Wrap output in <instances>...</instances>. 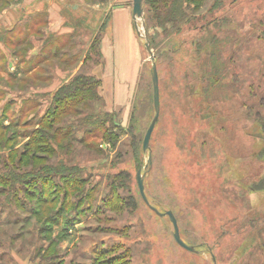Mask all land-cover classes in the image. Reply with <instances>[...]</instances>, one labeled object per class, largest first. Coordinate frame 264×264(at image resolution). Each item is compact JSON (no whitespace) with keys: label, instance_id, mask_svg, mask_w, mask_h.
Here are the masks:
<instances>
[{"label":"rangeland","instance_id":"374dc122","mask_svg":"<svg viewBox=\"0 0 264 264\" xmlns=\"http://www.w3.org/2000/svg\"><path fill=\"white\" fill-rule=\"evenodd\" d=\"M39 1L0 0V264H264V0H143L141 35L132 0H58L68 35Z\"/></svg>","mask_w":264,"mask_h":264},{"label":"water","instance_id":"95a60500","mask_svg":"<svg viewBox=\"0 0 264 264\" xmlns=\"http://www.w3.org/2000/svg\"><path fill=\"white\" fill-rule=\"evenodd\" d=\"M144 14V8H143V0H132V20H133V27L137 33V35H141V30L139 29L138 20L142 19ZM143 34L146 37V32L143 30ZM144 49L149 53L150 59L152 61V73H151V81H152V98H153V109H154V115L145 131L143 140H142V150L143 152L148 151V156L146 160V164L144 166L145 171H148L151 167V153L149 151V140L152 134V131L154 129V126L158 120L159 112H160V101H159V85H158V74H157V68L156 64L154 62L153 54L150 48V44L148 40L144 42ZM143 174L141 173V169H138L136 172V180L138 185V190L140 197L144 201V203L152 209L157 215L159 216H167L169 221L172 224L173 227V238L176 241V243L181 246L182 248L186 249L187 251L196 252V249L192 245H188L180 236L179 232V226L177 219L172 211H159L154 205H152L145 192H144V185H143ZM212 260L215 261V257L212 255ZM215 264V263H214Z\"/></svg>","mask_w":264,"mask_h":264},{"label":"trees","instance_id":"16d2710c","mask_svg":"<svg viewBox=\"0 0 264 264\" xmlns=\"http://www.w3.org/2000/svg\"><path fill=\"white\" fill-rule=\"evenodd\" d=\"M157 1L160 3V8H159L160 10H159L158 18L161 22H164V21H171V22L176 21V22H178L179 20H182L183 18H185V15L183 12L184 3L186 1H189V0H157ZM147 2H149V1H147ZM85 102H86L85 98H81V99H79V101L76 102V104L83 105V103H85ZM87 109H88V107H87ZM46 138L50 140V137H46ZM53 139L55 141L57 140L56 137H53ZM26 155H28V153H26ZM74 172H76V171L64 170V171H61L60 174L64 178L79 175V172L77 174H75ZM5 182L11 184L8 179L5 180ZM72 182H74V181H72ZM72 182L70 181L69 184H72ZM76 182H78V181H76ZM78 183H80V182H78ZM27 184H30V183H27ZM28 186H30V185H28ZM32 192H34L33 189L28 191L27 193L32 194ZM67 192H68V189L64 191V198L62 199L59 207L54 209L53 211H51L49 216L45 217L47 220L46 222H53V219H56V218L58 219L60 217V215H62L64 207L66 206V202H67L66 201ZM87 196L88 195L86 194V197ZM82 200L79 198L78 202L81 203ZM54 202H55L54 196L42 198V200L40 201V203L42 205H44L43 209H45V210L49 209V211L52 209ZM52 216H54V218H52ZM56 222H58V220H56ZM111 261L112 260H110L109 262L97 263V264H113V262H111Z\"/></svg>","mask_w":264,"mask_h":264},{"label":"crops","instance_id":"0c3cea01","mask_svg":"<svg viewBox=\"0 0 264 264\" xmlns=\"http://www.w3.org/2000/svg\"><path fill=\"white\" fill-rule=\"evenodd\" d=\"M31 1H33L34 5H36V3H38V2H40L39 0H24L23 7H29L31 4L30 3ZM59 1H61L60 7L65 8L67 6V4H64V3L62 4L63 0H59ZM50 6L51 7L48 10L50 13L49 19H48V24H47L48 29L51 30L52 32H55L57 35H65V34L68 35L69 33H72L73 28H69V27L65 26L64 22H63V18L59 14V12L61 11L60 9H62V8H59L58 0H55V4H52ZM9 12L10 11H7L4 16H7ZM12 12L18 13L17 9H14V11H12ZM14 16H15V14H14ZM40 43H42V42H40ZM36 49H37V47L34 48V50H36Z\"/></svg>","mask_w":264,"mask_h":264}]
</instances>
